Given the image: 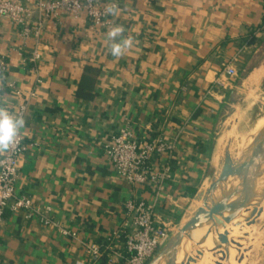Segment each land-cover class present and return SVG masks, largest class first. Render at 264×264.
<instances>
[{
	"label": "crops",
	"instance_id": "1",
	"mask_svg": "<svg viewBox=\"0 0 264 264\" xmlns=\"http://www.w3.org/2000/svg\"><path fill=\"white\" fill-rule=\"evenodd\" d=\"M31 26L39 15L34 0ZM116 4L95 24L85 13L46 18L39 32L0 16V99L10 110L26 106L18 194L75 232L44 225L39 212L6 210L0 225V264H126L123 235L129 201L153 205L171 232L186 218L197 193L219 166L218 134L233 95L263 66L260 0H95ZM121 25L134 46L113 56L106 33ZM41 57L32 61L34 51ZM246 75L229 77L226 66ZM258 66V67H257ZM252 68V69H251ZM123 128L142 146L173 144L172 174L158 188L131 184L111 165L106 147ZM121 234V233H120ZM97 243L94 258L88 245Z\"/></svg>",
	"mask_w": 264,
	"mask_h": 264
},
{
	"label": "built area",
	"instance_id": "2",
	"mask_svg": "<svg viewBox=\"0 0 264 264\" xmlns=\"http://www.w3.org/2000/svg\"><path fill=\"white\" fill-rule=\"evenodd\" d=\"M264 4V0H260ZM35 10L39 19L35 26H31L30 14L32 9L21 1L0 0V16L10 18L23 26V35L28 36L33 29L39 32L46 18L58 16L60 12L79 18L85 13L95 24H106V11L109 6H99L95 0H34ZM41 55L34 51L31 60L37 61ZM6 62L0 58V77L6 71ZM225 72L229 77L238 76V70L233 66H226ZM26 106L18 111L24 115ZM19 143L11 152L0 155V225L7 209L11 211L25 210L28 217L32 212H39L44 225H54L68 237L76 234L55 222L49 213L51 206L39 210L35 207L31 197L18 194L16 181L19 174V160L26 150V143L21 131ZM173 144L164 139H152L140 145L129 128H123L106 147V155L116 173L131 184L145 185L152 182L161 188L172 174ZM127 210L132 216V222L127 228L118 232L123 235L122 256L126 264H147L156 252L169 240L172 232L170 226L160 220L153 205L140 200L129 201ZM121 233V234H120ZM94 258L102 254L101 246L97 243L88 245ZM77 264H82L77 262Z\"/></svg>",
	"mask_w": 264,
	"mask_h": 264
},
{
	"label": "water",
	"instance_id": "3",
	"mask_svg": "<svg viewBox=\"0 0 264 264\" xmlns=\"http://www.w3.org/2000/svg\"><path fill=\"white\" fill-rule=\"evenodd\" d=\"M224 156L209 186L197 193L186 218L147 264H199L207 250L220 264L243 262L242 244L224 242L220 234L229 224L252 221L264 202V121L245 143L234 165L227 148ZM209 240L212 247L207 244Z\"/></svg>",
	"mask_w": 264,
	"mask_h": 264
},
{
	"label": "rangeland",
	"instance_id": "4",
	"mask_svg": "<svg viewBox=\"0 0 264 264\" xmlns=\"http://www.w3.org/2000/svg\"><path fill=\"white\" fill-rule=\"evenodd\" d=\"M263 57L264 47L259 52L258 58H255L253 62L258 65L262 61ZM251 71L250 78H248L238 89V94L232 96L234 104L229 105L227 108L224 123L218 134L220 159H222L227 143L230 142L229 140L232 137H243L245 145L260 125V122L263 120L264 62L261 68L252 69ZM249 72L250 69H246L245 71L242 70V73L238 72V75H246ZM248 223L250 225H255L259 231L254 232L252 236H249V240L247 239L248 243L251 238L257 240L255 241V245L250 246V249L248 248L245 257L246 260L244 259L243 264H264V206L261 207L260 211L256 214L253 220Z\"/></svg>",
	"mask_w": 264,
	"mask_h": 264
},
{
	"label": "clouds",
	"instance_id": "5",
	"mask_svg": "<svg viewBox=\"0 0 264 264\" xmlns=\"http://www.w3.org/2000/svg\"><path fill=\"white\" fill-rule=\"evenodd\" d=\"M106 14L118 15V8L113 5L105 9ZM125 29L121 25H114L106 33L110 53L115 57L123 56L134 46V38L124 35ZM26 121L22 113L9 109L0 99V155L11 152L18 145L21 130L25 128Z\"/></svg>",
	"mask_w": 264,
	"mask_h": 264
},
{
	"label": "bare ground",
	"instance_id": "6",
	"mask_svg": "<svg viewBox=\"0 0 264 264\" xmlns=\"http://www.w3.org/2000/svg\"><path fill=\"white\" fill-rule=\"evenodd\" d=\"M263 121H264V119L260 122V124ZM229 141L230 142L227 143V147L226 148H227L228 154H229V156L231 158V163H232V165H234L235 162L237 161L239 155H240V152L242 151V149L244 147V138L243 137L234 136ZM224 159H225V156L223 154L222 160H224ZM207 186H209V185H207ZM201 203L202 202H199V204H201ZM262 205L264 206V202H263ZM262 215H263V213H262ZM257 231H259V230L257 229V227L255 225H250L248 222L244 221V222L238 223L236 225L229 224V225L225 226L221 230L220 237H221V239L224 242H227V243H232L233 241L241 243L242 244L241 251L246 257V254H247L246 250H248V248L250 246L255 245V243H256L255 241L257 240V239L254 240L253 238H251L249 243H248L247 239L249 240V236H252V234L254 232H257ZM207 244H208L209 247H212L211 240H209ZM235 253H236V250L233 249L232 250V254H235ZM208 256H209V261H208ZM180 258H181V256L178 258V261L180 260ZM243 262H244V260H243ZM243 262L241 264H243ZM206 263L207 264H220L221 262L213 254V252L207 250V251H205L204 256L201 259L199 264H206Z\"/></svg>",
	"mask_w": 264,
	"mask_h": 264
}]
</instances>
